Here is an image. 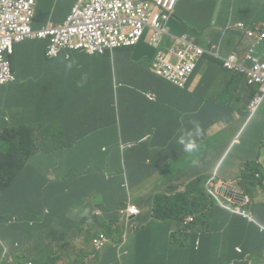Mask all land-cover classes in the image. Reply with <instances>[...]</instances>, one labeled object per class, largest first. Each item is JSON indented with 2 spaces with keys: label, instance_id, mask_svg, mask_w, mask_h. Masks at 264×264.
<instances>
[{
  "label": "trees",
  "instance_id": "16d2710c",
  "mask_svg": "<svg viewBox=\"0 0 264 264\" xmlns=\"http://www.w3.org/2000/svg\"><path fill=\"white\" fill-rule=\"evenodd\" d=\"M52 1L53 0H36L35 29H40L45 26L47 22L49 23L48 20L58 11L55 1L48 9V5ZM226 7L227 2L223 1L217 18L218 25L225 26L227 23L229 13L226 11ZM67 11L68 9L64 8V12ZM176 19L185 26L186 33L177 37V39L169 35H163L156 52L162 51L168 53L175 47L178 39H185L189 44L200 47L210 53H216L224 59L232 56H240L242 52L255 48L258 59L264 61V48L256 49L254 38L250 36L251 31L262 28L264 21L255 26H249L242 21L236 23V27L234 24H229L226 28L229 30L228 34L230 36H238V32H241L244 36V44L241 48H239L240 45L238 44L228 48H222V45H227V42L219 41L207 45L202 41L204 36L203 31L187 24L180 17H176ZM239 24H243V27H239ZM153 35L154 32L151 30L150 40ZM48 43V40H42L38 50L40 51L42 49L46 54ZM135 48L136 46L120 47L114 50H108L104 54H96L105 56L106 67L102 68L101 71L107 75L105 95L102 96L101 104L99 105L100 133H87L86 136L84 135V140L73 139L71 145H67V147L65 144L61 146L58 144V148L55 150L48 149V154H52L47 158L48 172L54 171L57 178L55 181L51 182V184H48V192L43 191L34 199V216L37 224L27 230L20 227L21 222L8 224L5 230L7 235L5 236L0 233L1 240H5L9 238V235H12L15 238L13 241H18L20 243L19 248L23 249V245L26 244L27 239L31 237L34 232H43L47 225L49 227V223L54 216L66 221V215L70 210L77 205L85 204L86 197L93 192L91 190L94 188L97 189L98 194L95 197L96 206L91 207V212L95 208H99L102 211V215L101 218L92 217L93 222L98 223L110 233L114 231L119 234L121 233L120 228L115 230L112 227V223L120 221L119 211L126 207V201L128 199V194L123 188L125 182L122 177L124 165L128 175V184H135L142 178V173H144L143 166L148 160H150L154 166L155 161L151 156L152 152L173 143L172 136L167 137L164 141V133L161 132L170 125L174 117H176L180 125H182V116L188 114L190 111L188 107L189 103L194 102L195 107L203 104L205 99L201 92L199 90H192L193 83L198 73L203 70L204 79L211 80L218 78L225 68L223 60L206 53L200 57L196 70L185 87L178 88L164 77L159 76L156 73L154 64H151L147 60L145 62L133 60L132 57ZM222 54L229 55L224 57ZM45 57L47 59V56ZM8 58L15 74L14 67L18 66L19 58L16 52L9 55ZM47 60L48 62L56 61ZM113 62L116 66V77H114ZM227 70L235 74V76L232 77L236 81L243 82L251 87V98L260 91V85L252 86L249 84L247 75L244 74L241 69L236 67ZM18 80V77H16V81L9 84H15ZM165 90L170 93H173L174 90H180V102L174 104L171 109H167V106L172 103H166V98L163 95ZM149 93H155L157 100L151 101L147 97ZM209 111L210 107L202 112L209 114ZM140 113H142V118L138 116ZM201 113H199V115ZM45 115L46 114L42 112L41 108L38 107L37 111L34 112V118L26 133H33L32 130L34 127L43 129L45 125V122H43ZM126 118L133 119L131 132L125 130ZM58 124L59 127L56 126ZM142 125H144L145 129ZM77 129H82V121L72 116L68 117L65 121L48 122L47 133H73ZM8 133L13 139L18 140L20 148H27L32 144V140H28L27 136L22 133V131L17 130L15 125L9 128ZM37 133L43 132L38 131ZM245 133L252 132L247 131ZM149 134L152 138L148 142L134 146L131 149L122 150L120 147L121 144L124 143L138 142ZM96 141L100 143L96 151L97 154L94 155V153L89 150L87 155L88 161L94 156L96 158V163L92 168L77 167L73 163L68 166V168L73 171L85 173L87 176L84 180L93 179L94 184L88 181L80 186L82 176L68 171L66 177L61 179V172H65L66 170L65 157L70 147H89L92 142L95 143ZM35 152V150L15 151L1 148L0 174L8 171H18V169L22 170L24 166L18 161L25 162ZM46 155L47 154L44 156ZM57 160H60V162H57ZM131 165L134 167L132 173L130 170ZM151 168L152 166L148 167V169ZM106 172L113 174L110 179H106L104 176ZM195 174L193 170L188 169L184 175L185 177H192ZM46 209H48V218L50 219L44 222L46 218L44 210ZM182 211L183 208L176 203L169 205V216L159 217L157 221L150 223L149 226H144L133 231L129 235V241L138 242L143 237L146 230L155 222L163 221L171 222V224L177 223L176 232L173 236L180 242L184 251L188 254H198L202 251H215L225 254V257L232 255L235 261H237V264H264V256L258 254L248 255L247 250H245L244 253L237 251L236 247L240 245V236L235 227L228 225V217H223L219 208L211 210L204 216L190 209L188 213L194 216V221L188 225H184L182 222L187 215L185 212L181 213ZM86 217H89V215ZM197 237H200L202 245L198 249H195V240ZM39 245L40 242L35 243V248L38 249ZM26 252H28V250H26ZM25 255L27 256V254ZM27 257L30 260L32 258L34 264H57L56 259L44 248H42L37 255H28ZM109 258V253H106L104 264H109Z\"/></svg>",
  "mask_w": 264,
  "mask_h": 264
},
{
  "label": "crops",
  "instance_id": "0c3cea01",
  "mask_svg": "<svg viewBox=\"0 0 264 264\" xmlns=\"http://www.w3.org/2000/svg\"><path fill=\"white\" fill-rule=\"evenodd\" d=\"M54 1L58 11L48 21L61 24L78 0H53L48 5V9ZM223 1L227 2L226 11L229 13L225 26L217 24ZM64 8H67L68 11L64 12ZM176 17L182 18L187 24L203 31L202 41L207 45L223 41L227 42V45H222V48H228L235 44L240 45L239 48H241L244 44L243 34L238 32V36H230L229 30L226 28L229 24H234L236 27V23L241 21L249 26L263 22L264 0H178L176 9L166 24L168 35L175 39L186 33L185 26ZM150 31L151 29L148 28L144 39L136 46L133 60L143 62L147 60L151 64V61H154L156 51L150 45ZM41 41L29 40L16 46L15 52L19 58V64L14 67V70L19 80L15 84L3 87L1 91L0 133H8L9 128L15 125L17 130L22 131L27 136L28 140H32L34 148H58V144L61 146L64 143L67 147L69 145L68 138L62 141L59 138V133H48L47 138L38 135L37 132L47 133L48 122L65 121L72 116L82 121V129L75 130L71 135L76 133V135L86 136L87 133H100L99 105L102 96L105 95L107 81L106 73L101 71L102 68L106 67L105 56L90 55L86 51L77 50L69 51L56 61L48 62L45 51L38 50ZM229 54H222V56L227 57ZM69 64H71V68L67 67ZM113 71L114 77H116L114 62ZM232 76L235 74L225 68L218 78L211 80L204 79L203 70L198 73L192 90L201 92L205 99L203 104L195 107L194 102L189 103L190 111L182 116V125L174 117L170 125L161 132L164 133V141L167 137L172 136L173 143L152 153L157 165L162 166L163 169H169V172L165 171L166 174L163 175L165 182L160 183V176L158 175L155 178V182L158 184L147 186L145 181L152 178V172L147 170L142 173V179L136 186L139 190L149 191L150 194L154 190L161 193H169V190L184 191L187 181L192 179L185 177L186 170H193L198 174L201 172L200 176L208 175L212 174L218 165L221 168L229 160L227 167L221 172V177L232 179L239 170L234 166V161L240 163L253 162L260 155L258 153L254 159L250 158L253 149L256 148L254 144L248 149L245 147L234 149L233 151H239L238 156H234L233 151L227 156L229 150L227 141L216 146L215 153L206 157L202 163H193L190 160L197 156V153L193 156L184 153L182 146L176 142L180 129L190 128L192 126L190 121L193 120L197 121L202 129V135L198 139L199 149L201 145L212 139L211 134L221 133L222 130H229V133H245L247 131L264 133V104L258 113L250 119L247 114V106L252 99L251 87L236 81ZM163 95L167 104L172 103L167 106V109H171L174 104L180 102V90H174L173 93L165 90ZM219 101H223L225 105ZM38 107L46 114L43 121L45 125L43 129L34 127L33 133H26ZM209 107V114L202 112ZM199 113L201 114L199 115ZM138 116L142 118V113ZM56 126L59 127V124ZM132 127L133 119L126 118L125 130L131 132ZM142 127L145 129L144 125ZM94 149V145L84 148L70 147L65 157L66 170L61 172V179L66 176L69 164L73 163L81 168L88 167V151ZM69 151L76 152L70 153ZM260 158L264 163V150ZM31 164L34 165V170L38 172L34 175V179H48V164L39 162ZM193 166L195 167L192 169ZM199 166L208 168L201 170ZM176 171L181 173L174 174ZM35 190L36 188H33L32 192ZM13 200L14 195L3 197L0 208L5 209V203ZM76 245V248L72 247L63 251L62 259L58 261V264H72L77 251L81 249L89 251L90 249L89 243L82 238L76 240ZM41 248L39 246V249H36L32 242L27 247L28 253L32 256L37 255Z\"/></svg>",
  "mask_w": 264,
  "mask_h": 264
},
{
  "label": "clouds",
  "instance_id": "9594fccd",
  "mask_svg": "<svg viewBox=\"0 0 264 264\" xmlns=\"http://www.w3.org/2000/svg\"><path fill=\"white\" fill-rule=\"evenodd\" d=\"M67 67L71 68V64ZM254 101L253 97L247 106V114L250 119L258 113L264 103L263 100L256 110H252ZM190 123L192 125L190 128L180 129L176 142L182 146L184 153L193 156L199 151L198 139L202 135V129L197 121L193 120ZM71 134L73 133H59V138L62 141L68 138L69 145H71L73 139L84 140L85 138L84 135ZM38 135L48 138V133H38ZM151 138L152 136L149 134L138 142L124 143L120 147L122 150L131 149L134 146L148 142ZM227 141L228 156L234 149L240 147L248 149L255 144L256 147L259 145L263 148L264 133H229ZM31 145L32 147L20 148L18 140L13 139L9 133H0V149L36 151L25 162L18 161L24 166L22 170L18 169V171H8L0 174V202L3 197L14 195L12 202L5 203V209L0 208V233L5 236L7 235L5 230L8 224L21 222L20 227L24 230L37 224L34 216V199L41 192H48V184H51L57 178L54 171H52L49 172L47 180L44 178L43 180L34 179V175L38 172L34 170V165L31 163L48 164L47 158L52 155L48 154V149L55 150L56 148H34L33 142ZM91 145L95 146V149L91 151L94 155L97 154L96 151L100 143L96 141L95 143L92 142ZM72 148H75V146ZM45 154L47 155L44 156ZM239 154L238 150L233 151L234 156ZM260 156L261 154L253 162H245L251 163V165L246 167L247 165L243 164L240 169L238 168L237 175L232 179L222 178L219 171L220 165H218L212 174L200 176L202 174L200 172L192 177H186L192 179L187 181L184 191L169 190V193L154 190L150 194L149 191L139 190L136 186L142 178L133 185L128 184V175L124 165L122 177L125 182L123 188L128 194V199L126 207L119 211L120 221L112 223L115 230L120 228V234L116 231L110 233L98 223L93 222L92 217L101 218L102 215L99 208H95L91 212V207L96 206L95 197L98 194L97 189L94 188L91 190L93 192L86 197L85 204L77 205L70 210L66 215V221L54 216L49 223V227L47 225L43 232H34L27 239L23 249L19 248L20 243L18 241H13L15 238L12 235H9V238L5 240L0 239V264H34L33 259L30 260L27 257L30 254L26 252L30 242L33 245L40 242L39 246L49 252L58 264V261L62 259L63 251L72 247L76 248V240L80 238L89 243L90 249L89 251L84 249L77 251L72 264L75 261H78V264H104L106 253L110 255L109 264H144V259L145 264H215L218 259L225 262V264H237L232 255L225 257V254L215 251H202L198 254L186 253L180 242L173 236L176 232L177 223L155 222L146 230L138 242L129 241V235L133 231L149 226L150 223L157 221L159 217L169 216V205L175 203L183 208L181 213L185 212L187 214L182 220L184 225L194 221V216L188 213L190 209L204 216L211 210L219 208L222 216L228 217V225L235 227L240 236V245L236 247L237 251L244 253L247 250L248 255L258 254L264 256V163ZM95 163L96 158L94 156L88 161L87 168H92ZM193 163H196L195 159H193ZM151 166L152 168L148 169ZM143 167L144 172L147 170L152 172V178L145 181L146 185L158 184L155 182V178L158 177L163 167L157 165L156 161L153 166L150 160ZM130 168L132 173L134 167L131 165ZM67 171L82 176L80 186L88 181L94 184L93 179L84 180L87 176L85 173L76 172L70 168H67ZM112 175L106 172L104 176L106 179H110ZM33 188H36V190L32 192ZM0 206H2V203H0ZM76 210H81L78 216H75ZM44 215L46 216L44 222L49 221L48 209L44 210ZM88 215L89 217H86ZM43 236L52 237L46 241L42 239ZM201 245L202 241L200 237H197L195 249H198Z\"/></svg>",
  "mask_w": 264,
  "mask_h": 264
},
{
  "label": "built area",
  "instance_id": "2783aa9c",
  "mask_svg": "<svg viewBox=\"0 0 264 264\" xmlns=\"http://www.w3.org/2000/svg\"><path fill=\"white\" fill-rule=\"evenodd\" d=\"M78 0L61 24L47 23L34 28L36 0H0V95L3 87L16 81L9 55L16 45L29 40H48L46 56L56 60L69 51L82 50L90 55L104 54L120 47L137 46L150 28L154 35L151 46L157 50L166 24L174 13L178 0ZM243 27V24H239ZM257 48H264V28L251 31ZM211 54L224 61L227 69L239 68L249 84L260 85L254 96L252 110L264 100V61L258 59L255 48L240 56L224 59L200 47L178 39L170 52H156L154 67L159 76L183 88L196 70L200 57ZM147 97L156 101L155 93Z\"/></svg>",
  "mask_w": 264,
  "mask_h": 264
},
{
  "label": "rangeland",
  "instance_id": "374dc122",
  "mask_svg": "<svg viewBox=\"0 0 264 264\" xmlns=\"http://www.w3.org/2000/svg\"><path fill=\"white\" fill-rule=\"evenodd\" d=\"M262 28H264V24H262ZM151 62H152V64L154 63L153 60ZM219 102L225 105V103L223 101H219ZM228 134H229V130H222L221 133L211 134L212 139L207 141V142H205L203 145L200 146V149L197 152V156L193 157L190 160V162H193V159H195L196 163H202L206 157H209L210 155L215 153V147L216 146H220L221 144L227 142ZM208 135H210V134H208ZM263 150H264V147L262 148L261 146L258 145L256 148L253 149V151H252V153L250 155V158L254 159L257 156L258 153L262 154ZM229 161L226 164H223L221 166L220 173L227 167ZM57 162H60V160H57ZM233 164H234L235 167H237L239 169L242 167L243 164L247 165L246 167H248V165H251V163H240L238 161H234ZM199 167H200L201 170H206L208 168L206 166H199ZM165 171L169 172V169L168 168H164L159 173V176H160L159 182L160 183H164L165 182V178L163 177V175L166 174ZM180 173H181L180 171H176L174 174H180ZM80 213H81V210H76V215L75 216H78ZM39 234L41 235V233H39ZM52 236H50L49 238H48V236H45V237L43 236L42 239L47 241ZM74 264H78V261H75ZM215 264H225V262H223L222 260L218 259V260H216Z\"/></svg>",
  "mask_w": 264,
  "mask_h": 264
}]
</instances>
